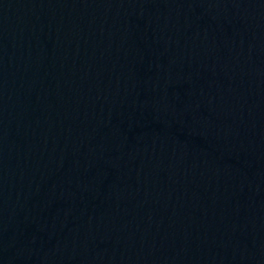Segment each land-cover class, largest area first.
I'll return each mask as SVG.
<instances>
[{
  "label": "water",
  "instance_id": "obj_1",
  "mask_svg": "<svg viewBox=\"0 0 264 264\" xmlns=\"http://www.w3.org/2000/svg\"><path fill=\"white\" fill-rule=\"evenodd\" d=\"M106 264H264V0H140Z\"/></svg>",
  "mask_w": 264,
  "mask_h": 264
}]
</instances>
